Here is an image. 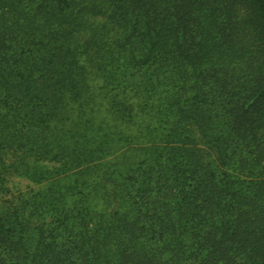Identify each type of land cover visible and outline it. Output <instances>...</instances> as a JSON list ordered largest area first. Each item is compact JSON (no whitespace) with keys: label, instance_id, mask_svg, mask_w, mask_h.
I'll list each match as a JSON object with an SVG mask.
<instances>
[{"label":"trees","instance_id":"obj_1","mask_svg":"<svg viewBox=\"0 0 264 264\" xmlns=\"http://www.w3.org/2000/svg\"><path fill=\"white\" fill-rule=\"evenodd\" d=\"M0 264H264V0H0Z\"/></svg>","mask_w":264,"mask_h":264}]
</instances>
